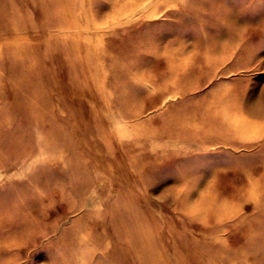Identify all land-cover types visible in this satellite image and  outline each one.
<instances>
[{"label":"rangeland","instance_id":"374dc122","mask_svg":"<svg viewBox=\"0 0 264 264\" xmlns=\"http://www.w3.org/2000/svg\"><path fill=\"white\" fill-rule=\"evenodd\" d=\"M0 264H264V0H0Z\"/></svg>","mask_w":264,"mask_h":264},{"label":"bare ground","instance_id":"6f19581e","mask_svg":"<svg viewBox=\"0 0 264 264\" xmlns=\"http://www.w3.org/2000/svg\"><path fill=\"white\" fill-rule=\"evenodd\" d=\"M128 10H129V9H128ZM125 11H126V10H125ZM131 11H132V10H131ZM126 12H127V11H126ZM126 12H125V13H126ZM128 12H129V11H128ZM125 13H124V14H125ZM83 14H84V13H83ZM128 14H129V13H128ZM76 15H77V14H76ZM130 16H132V15H130ZM123 19H124V18H123ZM111 20H112V19H111ZM84 22H85V21H84ZM95 23H96V22H95ZM93 24H94V23H93ZM82 25H83V23H82ZM80 26H81V24H80ZM96 27H97V26H96ZM92 28H93V27H92ZM87 32H88V31H87ZM87 32H86V33H87ZM90 33H91V32H90ZM90 33H89V34H90Z\"/></svg>","mask_w":264,"mask_h":264}]
</instances>
